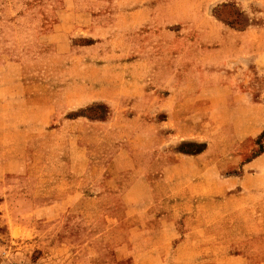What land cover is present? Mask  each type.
<instances>
[{
  "label": "crops",
  "instance_id": "0c3cea01",
  "mask_svg": "<svg viewBox=\"0 0 264 264\" xmlns=\"http://www.w3.org/2000/svg\"><path fill=\"white\" fill-rule=\"evenodd\" d=\"M201 7L185 24L197 31L195 36L174 31L180 22L173 12L168 16L169 30L158 34L150 24L155 10L146 8L122 14L114 25H92L95 28L89 32L95 43L86 54L95 65L87 66L86 75L95 71L98 86L78 106L99 102L110 113L105 119L78 117L72 121L91 131L103 129L101 152L108 161L104 168L111 175L87 184L105 195L79 194L75 202L82 197H88V202H105L108 192H113L116 209L89 217L109 221L100 232L104 235H127L121 247L126 253L133 248L128 234L138 235V240L152 235L156 264L165 257L162 250H184V261L170 262L174 264H264L251 253L256 250L253 244L247 257L235 253L213 259L210 252L245 250L246 244L239 226L207 225L213 208L210 203L220 207L233 203L234 213L247 210L250 223L264 227V146L256 152V140L264 131V88L257 87L258 82L264 83V28L233 29L211 21L203 3ZM146 23L150 35L142 34ZM114 41L120 43L119 51L109 49ZM116 58L121 59L119 65L110 61ZM58 91L63 94V87ZM67 121L62 117V122ZM181 142L205 147L195 153L178 151ZM133 175L144 179L150 192L140 201L139 212L132 211L125 199L129 187L124 190L121 180ZM74 184L80 188L84 183ZM135 214L140 226L125 227ZM254 225L247 234L251 242H257L259 235L264 247V231L252 229ZM110 245V240L105 241V250ZM147 254L143 260L149 259ZM119 260L118 264H124L130 256Z\"/></svg>",
  "mask_w": 264,
  "mask_h": 264
},
{
  "label": "rangeland",
  "instance_id": "374dc122",
  "mask_svg": "<svg viewBox=\"0 0 264 264\" xmlns=\"http://www.w3.org/2000/svg\"><path fill=\"white\" fill-rule=\"evenodd\" d=\"M201 3L211 21L242 31L264 28V0H0V264H78L79 257L80 264H118L125 254L130 260L124 264H156L152 235L138 240V235L128 234L133 248L126 253L121 247L127 235H104L100 232L109 221L89 217L116 209L113 192H108L105 202H88V197L75 202L79 194L105 195L87 184L105 180L111 172L104 168L108 161L101 152L103 129L91 131L72 119L99 120L110 113L109 107L99 102L78 106L94 91L93 86H98L95 71L88 78L86 75L87 66L95 65L86 54L95 43L89 32L95 28L93 24L114 25L122 14L146 8L155 10L154 23H149L158 34L169 30L168 16L173 12L180 22L174 31L195 36L197 31L185 24L202 8ZM147 26L142 34L150 35ZM109 49L119 51L120 43L114 41ZM110 61L119 65L121 59ZM62 87L63 94L58 91ZM257 87L264 88L263 81ZM62 117L69 121L62 122ZM263 139L264 131L256 140V152L263 150ZM204 147L200 143L177 144L178 151L190 153ZM122 178L124 190L129 187L125 199L132 211L139 212L140 201L150 194L144 179L134 175ZM78 181L84 184L73 187ZM212 206L207 225L239 226L246 244L245 250L210 252L213 259L235 253L247 257L253 244L256 250L251 253L264 262L263 239L257 235V242H251L247 234L254 225L247 210L234 213L233 203L222 207L210 203ZM132 216L125 227L140 226L139 215ZM93 227L95 233L90 232ZM252 229L264 231L256 225ZM107 240L111 245L105 250ZM146 253L149 259L144 261ZM161 255H165L161 264L183 262L186 257L184 250H162Z\"/></svg>",
  "mask_w": 264,
  "mask_h": 264
}]
</instances>
